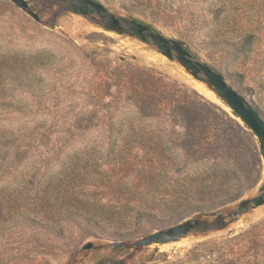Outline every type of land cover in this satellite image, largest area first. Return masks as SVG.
Listing matches in <instances>:
<instances>
[{
	"label": "rangeland",
	"instance_id": "rangeland-1",
	"mask_svg": "<svg viewBox=\"0 0 264 264\" xmlns=\"http://www.w3.org/2000/svg\"><path fill=\"white\" fill-rule=\"evenodd\" d=\"M93 1L180 42L264 118V0ZM27 2L40 22L0 0V100L27 105L25 115L0 110V126L28 122L26 135L0 149L12 161L0 174V264H178L200 242L217 244L213 259L223 264H264V205L226 217L238 202L260 193L264 160L255 137L225 135L227 126L208 103L232 112L153 46L102 30L96 15L66 12L67 0ZM145 73L180 89V98L170 103L154 93H134ZM141 80L148 89L153 83ZM141 100L150 107L143 111ZM166 147L161 162L172 181L200 162L219 159L222 189L243 190L242 196L212 211L141 213L164 187L160 178L152 182L160 189L149 191L142 166L148 170L150 158ZM64 197L102 218L62 217L56 224L29 218L45 205L65 212ZM189 218L198 224L186 238L134 246ZM85 243L92 247L82 249Z\"/></svg>",
	"mask_w": 264,
	"mask_h": 264
},
{
	"label": "trees",
	"instance_id": "trees-1",
	"mask_svg": "<svg viewBox=\"0 0 264 264\" xmlns=\"http://www.w3.org/2000/svg\"><path fill=\"white\" fill-rule=\"evenodd\" d=\"M136 21L141 23L138 20ZM148 27L150 28V26ZM142 73L144 72L142 71ZM139 77L140 78L137 84H139L140 87L132 88L134 93H146V95H148V93H154L158 95L160 99L170 101V103H174L175 98H180L179 92L182 91L178 88H174L172 84L166 83L164 78H156L152 74L148 73L140 75ZM144 78L147 80H152L153 82L150 85L149 89L146 88L145 84L141 80ZM123 86H125V84H123ZM193 94L197 97H200L195 92H193ZM208 104L215 112L217 118H219L222 122H224L225 126H227V130H222L225 135L229 136L230 132H232L233 134L240 136L246 141L254 139V135L252 134V132L244 124L241 125L239 122H237L236 119L238 117L235 114L232 113L234 117L233 118L220 107L211 103ZM140 105L144 108L143 111L150 107V104L144 102L143 100L140 101ZM0 110L10 114L15 113L14 115H25V112L27 111V105L17 103L15 101L12 102L0 100ZM149 111L151 113L150 109ZM142 115L144 114L142 113ZM13 123V126H11L10 124V126L7 125L6 127L0 126V149L8 145H15V143L20 139V136H24L27 134V121L15 120L13 121ZM168 148L169 147H166V149L162 148V150H160L158 154H154L152 156L153 158H150L152 162H150L147 166L149 167L148 170L143 169L144 166H142L141 174H145L146 179L149 180V185H152L149 191L160 189H153V187H155V184H152V182H155V180L160 178L162 185L164 184V187L163 191H161V195H159V198L150 200L152 202H146L143 205L141 213L155 215L164 213L169 209H172L175 212L185 209H188L189 212L212 211L228 203L234 202L242 196V192H244L243 190L238 191L235 194H229L228 191L226 192L222 189V185L219 183L221 178L223 177V165L219 159H217V161H214V158H210L205 160L204 162H200L195 167L193 166V168H195L193 172L180 175L178 176V178L172 181L171 177L173 176V174L169 175L166 168L163 167L164 163L161 162V155L167 153ZM259 153L263 157V154L260 150ZM11 163L12 161L8 162L4 158L3 153L0 152V174L6 172L5 170L7 168L10 169L12 167L9 166L11 165ZM159 165H161L164 169L162 168L163 170L159 171ZM167 189H169V191H166ZM37 204L38 203H35V206ZM60 204L67 206L65 212L59 211L57 209H52L49 205H45L42 206L44 211H41L39 213L35 212L31 216H29V218L33 223L37 224H43V222L47 221H50L52 224H56L62 217L65 218L71 216H77L83 221H96L97 217L102 218L101 214L99 215L95 213V211L89 210L81 212L80 210L75 209V204L71 203L70 200L65 197L60 201ZM102 215L108 216L109 214L105 212ZM216 245L217 244H214L213 242L197 243L184 255L186 261H179L178 264H213V260L215 264H223L224 261H216L215 259H213L215 251L214 247H216ZM170 264H177V262H172Z\"/></svg>",
	"mask_w": 264,
	"mask_h": 264
},
{
	"label": "water",
	"instance_id": "water-1",
	"mask_svg": "<svg viewBox=\"0 0 264 264\" xmlns=\"http://www.w3.org/2000/svg\"><path fill=\"white\" fill-rule=\"evenodd\" d=\"M8 1L37 23L40 22L38 14L31 9L27 0ZM64 10L68 13L89 16L91 18L96 15L94 21L102 30L118 35L131 36L142 43L153 46L155 52L166 59L176 62L192 79L202 83L212 92L252 132L264 157V118L241 93L233 89L225 81L219 72L206 63L194 59L180 42L167 39L160 33L151 31L148 26L134 19L115 16L102 4L93 0H67ZM262 205H264V180L260 186V193L257 196L238 202L234 211L227 212L226 217L229 220L240 218L249 209H256ZM210 215L214 216L215 213L211 212ZM197 224V219H186L174 226L155 231L138 239L134 246L148 247L180 241L186 238ZM217 225L218 222H215L213 227ZM110 244L116 248L123 246V242H110ZM91 247V243L82 245V249L84 250Z\"/></svg>",
	"mask_w": 264,
	"mask_h": 264
},
{
	"label": "bare ground",
	"instance_id": "bare-ground-1",
	"mask_svg": "<svg viewBox=\"0 0 264 264\" xmlns=\"http://www.w3.org/2000/svg\"><path fill=\"white\" fill-rule=\"evenodd\" d=\"M193 82V81H192ZM194 84H196L195 82H194ZM196 86L200 89V90H202L207 96H209L210 98L211 97H215L213 94H212V92H210L209 90H207V89H205L201 84H196ZM201 91V92H202Z\"/></svg>",
	"mask_w": 264,
	"mask_h": 264
}]
</instances>
